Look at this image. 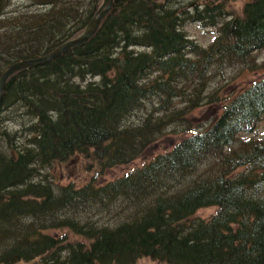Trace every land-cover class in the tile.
<instances>
[{"label":"trees","instance_id":"16d2710c","mask_svg":"<svg viewBox=\"0 0 264 264\" xmlns=\"http://www.w3.org/2000/svg\"><path fill=\"white\" fill-rule=\"evenodd\" d=\"M115 0L96 33L12 75L0 100V264H264V0ZM101 0H0V77L80 34ZM188 24L214 28L204 46ZM220 106L196 122L193 112ZM112 181L58 184L79 154ZM213 208L207 216L199 211Z\"/></svg>","mask_w":264,"mask_h":264},{"label":"rangeland","instance_id":"374dc122","mask_svg":"<svg viewBox=\"0 0 264 264\" xmlns=\"http://www.w3.org/2000/svg\"><path fill=\"white\" fill-rule=\"evenodd\" d=\"M103 0H101L102 3ZM199 1H207V0H199ZM210 1V0H208ZM248 0H229L227 3V8L232 11V13L241 14L242 8L245 2ZM186 30L188 33L202 45L207 46L212 38L214 37L213 31H216L214 28H200L198 24H188L186 26ZM257 66L255 70H250L248 68L246 70H242L241 72L235 71L231 72L228 80H231L232 77H236L234 80L232 79L231 83L225 87L224 93L226 95H234L235 93L246 88L252 81L262 77L264 75V50L258 53V58L256 59ZM220 112V106L218 105L216 108H200L196 109L193 112V117L196 122H202L206 118L210 116L218 115ZM253 136L257 138H264V121L260 122L257 128V131ZM174 143L172 137L163 138L157 144L148 148V150L140 157L131 161L127 164H120L114 167H111L104 171L103 173H99L100 170L98 167L93 165L91 170H88V166L91 165L90 161H87L85 158H82L81 155L76 154L72 156L70 159L64 162H55L51 168H46L43 170V174L51 173L53 177H55V181L58 184H66L69 181H76L79 185L85 184L91 178H95L99 184H104L109 181H112L120 176H123L125 173L131 171L135 168V166L140 165L144 160H148L151 156L158 154L159 152L169 148ZM213 208H204L199 213L202 216H207V214L212 211ZM134 264H168L163 261L154 260L149 257L140 258Z\"/></svg>","mask_w":264,"mask_h":264},{"label":"water","instance_id":"95a60500","mask_svg":"<svg viewBox=\"0 0 264 264\" xmlns=\"http://www.w3.org/2000/svg\"><path fill=\"white\" fill-rule=\"evenodd\" d=\"M114 1L115 0H103L100 7L93 15V17L90 19L85 29L76 37H73L63 42L61 45H59L54 50H52L51 52L45 55L36 58L18 61L12 64L0 77V100L2 98L3 91L6 87L9 78L18 71L35 67L38 65L46 64L51 60L61 56L63 53H66L70 49L85 44L96 33L102 21L109 14L110 10L114 5Z\"/></svg>","mask_w":264,"mask_h":264}]
</instances>
